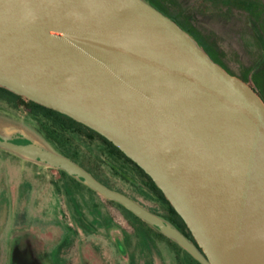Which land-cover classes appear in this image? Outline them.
Listing matches in <instances>:
<instances>
[{"label":"water","instance_id":"water-1","mask_svg":"<svg viewBox=\"0 0 264 264\" xmlns=\"http://www.w3.org/2000/svg\"><path fill=\"white\" fill-rule=\"evenodd\" d=\"M0 87L110 141L196 243L17 120L0 116V148L65 171L201 264H264V99L148 0H0Z\"/></svg>","mask_w":264,"mask_h":264},{"label":"flooded vegetation","instance_id":"flooded-vegetation-1","mask_svg":"<svg viewBox=\"0 0 264 264\" xmlns=\"http://www.w3.org/2000/svg\"><path fill=\"white\" fill-rule=\"evenodd\" d=\"M20 101L32 115L30 100L22 96L13 99L0 89L1 110L4 106L17 108ZM78 133L90 142L97 138L102 143L101 160L128 190L113 185L94 165L86 164L77 150L65 147L70 143L66 133L58 134L67 136L64 142L44 131L41 134L97 180L164 218L195 242L183 219L144 170L99 135ZM40 165L44 172L27 178L28 196L20 197L19 209L12 212L10 221L0 225V264H164L157 245L178 258L183 255L201 264L176 241L122 204L105 198L61 169ZM48 169H55L58 175L47 177Z\"/></svg>","mask_w":264,"mask_h":264},{"label":"rangeland","instance_id":"rangeland-1","mask_svg":"<svg viewBox=\"0 0 264 264\" xmlns=\"http://www.w3.org/2000/svg\"><path fill=\"white\" fill-rule=\"evenodd\" d=\"M155 1L198 34L216 62L230 73L249 82L264 99L262 7L250 5L249 2L242 0ZM259 1L264 6V0ZM20 104L17 108L4 106V110L0 109V116L17 120L42 137L41 133L44 131L42 119L28 114L23 101H20ZM66 135L70 143L65 147L77 150L86 164L94 165L113 185L128 190V186L113 175L109 166L101 160L102 143L97 138L90 142L77 131H68ZM67 136H64L65 140ZM43 172L40 164L0 148V225L4 221H10L13 217L12 212L19 209L20 197L28 196L27 178ZM46 174L47 177L58 175L55 169H48ZM83 200L80 199L85 204ZM24 208L27 210L26 204ZM29 208L30 205L28 210ZM157 250L164 264H197L183 255L176 257L163 246L157 245Z\"/></svg>","mask_w":264,"mask_h":264},{"label":"trees","instance_id":"trees-1","mask_svg":"<svg viewBox=\"0 0 264 264\" xmlns=\"http://www.w3.org/2000/svg\"><path fill=\"white\" fill-rule=\"evenodd\" d=\"M148 1L152 5H154L156 8H158L160 11H162L164 14H166L169 17H171L172 19H174L179 25H181L183 28H185L188 32H190L206 49L204 41L201 39V37L198 34H196L193 30H191L186 24L181 22L176 17V15L167 11L163 6L158 4L155 0H148ZM238 1H241V0H238ZM242 1L249 2L248 4H250V5L253 4L254 6L259 5L260 7H262L264 9V6L262 5V3L259 0H242ZM257 9H259V8H257ZM261 15H262V13H261ZM262 18L264 19L263 16H262ZM0 89L9 93L13 99L19 97L18 95H16L15 93H13L7 89H4L2 87H0ZM28 108H29V111L32 115H37V116H40L43 118L42 125L44 127V132H46L48 134V136L51 138H54V139L59 138L61 141L64 142L65 141L64 136L58 137V134L66 133L68 131H77V132H82V133L89 132V133L99 135L102 139L107 141L112 147L119 150L117 147L112 145V143L110 141H108L106 138H104L103 136H101L100 134L95 132L94 130L86 127L85 125H83V124L75 121L74 119L68 117L67 115H64V114H62L58 111H55L53 109L44 107V106H42L38 103H35L33 101H29Z\"/></svg>","mask_w":264,"mask_h":264}]
</instances>
